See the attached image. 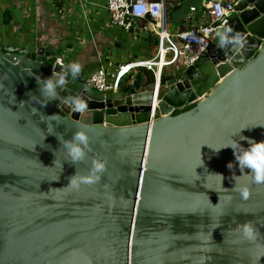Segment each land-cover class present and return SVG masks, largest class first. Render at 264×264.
I'll list each match as a JSON object with an SVG mask.
<instances>
[{
	"label": "water",
	"instance_id": "obj_1",
	"mask_svg": "<svg viewBox=\"0 0 264 264\" xmlns=\"http://www.w3.org/2000/svg\"><path fill=\"white\" fill-rule=\"evenodd\" d=\"M234 1L224 24L242 47L214 38L181 73L105 97L69 77L47 102L39 81L66 65L46 42L0 45V264H264V184L215 150L264 141V0ZM82 127L91 151L73 165L58 136ZM93 159L106 161L99 181L69 188Z\"/></svg>",
	"mask_w": 264,
	"mask_h": 264
},
{
	"label": "crops",
	"instance_id": "obj_2",
	"mask_svg": "<svg viewBox=\"0 0 264 264\" xmlns=\"http://www.w3.org/2000/svg\"><path fill=\"white\" fill-rule=\"evenodd\" d=\"M146 1L163 4L164 27L169 34L165 46L169 45V41H177L176 33L209 21L201 11L207 0ZM191 7H195L196 11L191 12ZM80 17L88 26V36L77 35L73 40L67 39L71 26L77 24ZM135 20L132 30L110 23L106 0H0V45L38 46L46 42L57 60L66 67L72 63L81 64L82 72L73 80L81 87L85 78L99 67L114 72L119 66L135 63L136 67L121 79L120 90L137 87L132 84L137 75L142 76L140 87L153 80L152 71L147 70L143 62L156 60L161 39L150 26L153 21L148 16ZM116 27L121 30H112ZM92 64H97V68L91 69ZM87 93L91 97H99L88 89Z\"/></svg>",
	"mask_w": 264,
	"mask_h": 264
},
{
	"label": "built area",
	"instance_id": "obj_3",
	"mask_svg": "<svg viewBox=\"0 0 264 264\" xmlns=\"http://www.w3.org/2000/svg\"><path fill=\"white\" fill-rule=\"evenodd\" d=\"M235 4V1L207 0L203 3L201 11L208 16V23L176 33L177 41L174 43L169 41V45L166 46L165 41H168L169 34L164 27L162 3L146 0H106V9L110 23L124 29L132 30L137 18L148 16L153 21L150 26L159 35L161 43L156 60L143 62V66L152 71L153 77L160 79L164 76L162 72L165 65H172L181 60L179 66L185 68L199 61L214 41L216 29L224 24L225 17L233 11ZM190 11L194 12L196 8L191 7ZM135 65L133 63L119 66L113 74L105 67H99L85 78L84 86L96 90L105 97L119 89L121 79L128 75L136 67Z\"/></svg>",
	"mask_w": 264,
	"mask_h": 264
},
{
	"label": "clouds",
	"instance_id": "obj_4",
	"mask_svg": "<svg viewBox=\"0 0 264 264\" xmlns=\"http://www.w3.org/2000/svg\"><path fill=\"white\" fill-rule=\"evenodd\" d=\"M215 38L220 48L228 46L238 48L242 47L244 44L243 38L239 34H233V30L230 27H227L226 23L216 29ZM81 72V64L72 63L68 65L65 73L57 74L54 72L50 77L39 81L41 97H43L47 102L60 99L57 89L65 90L68 78L70 77L72 80H75L79 77ZM65 101L70 104L75 112H83L88 107L87 103L79 97H67L65 98ZM41 105L47 106V103ZM51 116L56 118L57 114ZM246 128L248 127L241 128L239 132L234 135H238ZM58 139L61 143V147L67 154L66 159L69 163L77 165L84 163L87 160L88 152L91 151L89 147L91 141L86 128H79L74 132L72 138L69 140H61L59 136ZM240 139L246 140L248 138L241 136ZM248 142L249 146L245 148L240 141L233 139L232 142L215 150L218 152L224 148H232L240 171L244 173L245 169L250 170L247 172L250 181L257 185L264 184V141L256 142L254 140H248ZM228 167L233 169L235 165L230 162ZM105 171L106 161L93 159L88 174L80 175L76 171V173L70 177L68 187L73 190H78L81 185L95 184L99 181L101 175ZM235 177L237 176L233 174V178ZM234 189L239 192L240 196L244 200H247L251 195L248 187H241L238 183H235ZM240 231L244 239L249 241H254L256 239L257 233L251 223L242 225Z\"/></svg>",
	"mask_w": 264,
	"mask_h": 264
},
{
	"label": "rangeland",
	"instance_id": "obj_5",
	"mask_svg": "<svg viewBox=\"0 0 264 264\" xmlns=\"http://www.w3.org/2000/svg\"><path fill=\"white\" fill-rule=\"evenodd\" d=\"M75 13H77V10L75 11ZM78 20V23L77 24H74L71 26V34L67 37V39L69 40H73L74 37H76L77 35L82 37V36H88V26L87 24L85 23V20L83 18H77ZM170 23L167 24V28L170 30ZM112 30L114 31H120L121 29L120 28H113ZM124 34V33H122ZM126 34V33H125ZM216 39V38H215ZM181 63V60H178L177 62L173 63L172 65H165L163 66V72L162 74L164 76H168V75H174V74H179L181 73L184 68L182 66H179V64ZM104 64L106 65L105 61H104ZM97 64H92L91 65V69H94V68H97ZM109 68H114V67H109ZM109 70H113V69H109ZM89 70H87L88 72ZM110 73H114L113 71H109ZM121 84V83H120ZM83 88H85L84 84H83ZM121 86L119 87L118 90H120ZM86 90L88 89L89 92H92V94L94 96H100V97H103L102 94H100L99 92H97L96 90L94 89H91V88H85ZM122 90V89H121ZM110 95H113L112 93H110Z\"/></svg>",
	"mask_w": 264,
	"mask_h": 264
},
{
	"label": "trees",
	"instance_id": "obj_6",
	"mask_svg": "<svg viewBox=\"0 0 264 264\" xmlns=\"http://www.w3.org/2000/svg\"><path fill=\"white\" fill-rule=\"evenodd\" d=\"M138 76V75H137ZM136 76V79L134 80V82H133V85L134 86H139L140 85V78L142 77L141 75H140V77L138 76L137 77ZM190 108H192V105H188V106H186V107H184L183 109H179V110H176V111H174V115L176 114V113H179V112H182V111H185V110H188V109H190Z\"/></svg>",
	"mask_w": 264,
	"mask_h": 264
}]
</instances>
